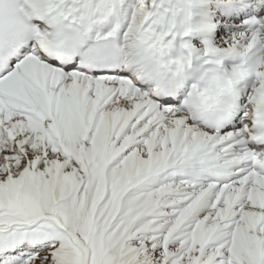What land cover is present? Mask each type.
Masks as SVG:
<instances>
[{
	"label": "snow or ice",
	"instance_id": "1",
	"mask_svg": "<svg viewBox=\"0 0 264 264\" xmlns=\"http://www.w3.org/2000/svg\"><path fill=\"white\" fill-rule=\"evenodd\" d=\"M0 264H264V0H0Z\"/></svg>",
	"mask_w": 264,
	"mask_h": 264
}]
</instances>
